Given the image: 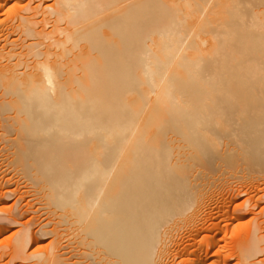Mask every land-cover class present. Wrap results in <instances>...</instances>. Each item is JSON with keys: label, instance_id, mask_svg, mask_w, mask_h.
<instances>
[{"label": "bare ground", "instance_id": "bare-ground-1", "mask_svg": "<svg viewBox=\"0 0 264 264\" xmlns=\"http://www.w3.org/2000/svg\"><path fill=\"white\" fill-rule=\"evenodd\" d=\"M262 172L264 0H0V264H264Z\"/></svg>", "mask_w": 264, "mask_h": 264}, {"label": "rangeland", "instance_id": "rangeland-1", "mask_svg": "<svg viewBox=\"0 0 264 264\" xmlns=\"http://www.w3.org/2000/svg\"><path fill=\"white\" fill-rule=\"evenodd\" d=\"M252 182H254V185H255L256 188H258V189L259 188L264 189V172H262L261 177H259L256 180L255 179L252 180ZM251 192L252 193H256L257 190L251 189ZM244 197H246V196H244ZM16 198H17V196L14 195L11 198L7 199L6 202L9 204V206H13ZM220 200H222V199H220ZM236 202H237V204L240 203L241 202V199H238ZM262 206H264V204ZM260 210L261 209H258L257 211L259 212ZM30 218H31V215H27L26 217L21 218V221L22 222H26ZM255 218H256V215L255 214L246 212V213H244V215L241 217L240 220H238L237 222H235L234 225H236L239 228L247 229V228L255 225L256 222L264 221V215L263 216H260L258 219H255ZM2 225H5V231L0 236V247H1L0 248V253L3 252V251L4 252L8 251V246L11 243H15L16 242L17 237L19 236V230H20V226H21V225L11 226V225H7V224H4V223H2ZM206 225H207V222H206ZM32 227L34 229L36 228L35 221H33ZM49 241H50L49 238H46L45 237V239H43V242L45 244L47 242H49ZM234 260H232V261H234ZM17 264H19V263H17Z\"/></svg>", "mask_w": 264, "mask_h": 264}]
</instances>
